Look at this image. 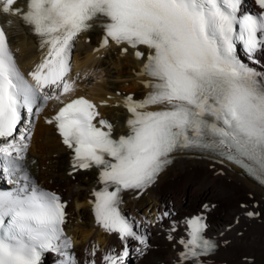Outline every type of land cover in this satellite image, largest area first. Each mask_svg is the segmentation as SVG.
I'll return each instance as SVG.
<instances>
[{
    "label": "snow or ice",
    "instance_id": "snow-or-ice-1",
    "mask_svg": "<svg viewBox=\"0 0 264 264\" xmlns=\"http://www.w3.org/2000/svg\"><path fill=\"white\" fill-rule=\"evenodd\" d=\"M17 3L0 0V13L19 15L40 37L46 55L25 75L18 50L0 27V158L6 173L25 182L15 191H0V264H41L49 251L64 257L60 264H77L64 231L65 204L57 193L31 181L24 168L31 131L21 125L25 114L40 110V101L74 91L69 78L74 40L101 18L106 21L102 47L111 40L152 50L139 73L149 78L143 83L150 92L143 100L125 98L131 113L128 134L114 139L112 125L103 119L97 123L108 130L98 127L96 105L82 96L47 121L55 122L63 143L73 150L74 167L100 169L105 187L94 193L97 223L146 249L147 238L120 210V194L153 184L177 149L217 151L264 183V73L242 62L236 50L242 42L251 58L264 48V11L239 15L241 0H27L26 8ZM257 3L264 9V0ZM53 87L60 95H49L46 89ZM204 221L202 215L186 219L188 239L179 241L185 249L182 260L200 264V257L216 248L204 235ZM127 255L125 248L103 260L123 264Z\"/></svg>",
    "mask_w": 264,
    "mask_h": 264
},
{
    "label": "bare ground",
    "instance_id": "bare-ground-1",
    "mask_svg": "<svg viewBox=\"0 0 264 264\" xmlns=\"http://www.w3.org/2000/svg\"><path fill=\"white\" fill-rule=\"evenodd\" d=\"M26 5L27 0H18L17 6L26 8ZM241 7L259 8L253 0H241ZM105 22L103 18L96 20L74 40L69 75L75 81L74 91L60 95L55 87L46 89L49 95H60V99L40 101V110L34 109L31 116L25 114L21 125L29 126L31 131L24 168L31 181L57 193L65 204L64 231L72 240L69 251L77 264H90L92 260L105 264V255H120L125 248L128 255L123 264H194L193 259H181L180 253L185 249L179 241L182 237L188 239L186 219L198 213L205 218V233L215 237L218 244L202 260L209 264H264V186L238 164L208 151H174L172 162L153 184L121 192L120 210L132 222L134 231L147 238L146 249L139 241L132 238L123 241L118 233L108 232L97 223L94 193L105 187L100 181V169L74 167L73 150L63 143L55 122L47 121L71 99L82 96L96 105L99 115L94 123L100 119L107 121L114 136L129 132L127 120L131 113L125 106V98L131 95L135 100H143L150 92L143 83L149 78L139 73L152 50L145 45L133 48L111 40L102 47ZM0 27L11 48L18 50L19 67L27 75L46 55L40 37L19 15L0 13ZM137 51L143 56L138 58ZM256 56L255 63L264 72V48L258 49ZM100 70L105 79L90 82L89 72L99 76ZM156 109L157 106L149 108ZM18 180L19 175L4 171L0 158V185H16L18 189L25 183L22 180L17 183ZM209 195L218 201L205 200ZM143 200L145 203L141 204ZM204 205L209 206L206 211L202 209ZM166 212L169 215L164 216ZM248 212L254 215L249 216ZM169 235L173 238L169 239ZM63 260L58 253L49 251L43 253L41 264H60Z\"/></svg>",
    "mask_w": 264,
    "mask_h": 264
},
{
    "label": "rangeland",
    "instance_id": "rangeland-1",
    "mask_svg": "<svg viewBox=\"0 0 264 264\" xmlns=\"http://www.w3.org/2000/svg\"><path fill=\"white\" fill-rule=\"evenodd\" d=\"M96 75L97 74H93V73H90L89 72V76H88V78H90V79H88V80H90V82H101L103 79H105V74L103 73V71L102 70H100V75L98 76L97 75V77H96ZM85 78H87V76H84ZM124 92V91H123ZM205 200H210V201H218L216 198H215V196L214 195H209V197L207 198V199H205ZM145 203V200H143V201H141V204H144ZM200 204V203H199ZM199 204H197V206L199 205ZM196 206V207H197ZM203 210H205V207H203L202 208ZM195 211V210H194ZM193 211V212H194ZM206 211V210H205ZM192 212V213H193ZM187 214V213H186Z\"/></svg>",
    "mask_w": 264,
    "mask_h": 264
}]
</instances>
